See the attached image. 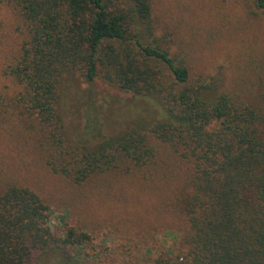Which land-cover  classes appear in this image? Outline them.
Segmentation results:
<instances>
[{"label": "trees", "instance_id": "trees-1", "mask_svg": "<svg viewBox=\"0 0 264 264\" xmlns=\"http://www.w3.org/2000/svg\"><path fill=\"white\" fill-rule=\"evenodd\" d=\"M14 1L22 39L7 74L20 86L16 102L38 126L50 172L80 184L124 159L145 164L150 136L169 143L191 166L180 204L185 252L177 263L155 264H264V89L251 99L206 96L210 86L192 82L185 66L144 36L152 29L148 0ZM68 71L133 96L154 95L162 117L131 120L119 132L85 115L78 136L67 137L58 85ZM87 241L70 228L55 236L35 192L2 186L0 264H35L52 247L71 264L64 250Z\"/></svg>", "mask_w": 264, "mask_h": 264}, {"label": "rangeland", "instance_id": "rangeland-1", "mask_svg": "<svg viewBox=\"0 0 264 264\" xmlns=\"http://www.w3.org/2000/svg\"><path fill=\"white\" fill-rule=\"evenodd\" d=\"M148 40L186 67L189 79L217 91L255 98L264 89V5L257 0H148ZM264 2V0H263ZM22 21L14 0H0V190L13 183L35 192L48 207L55 236L83 231L82 247L64 250L71 264H155L184 254L186 221L180 204L190 163L169 143L149 137L153 155L142 166L115 168L74 184L45 165L41 133L17 101L20 86L7 74L18 53ZM67 137L78 136L85 115L119 132L131 120L162 117L154 95L133 96L102 81L64 72L58 85ZM63 252V251H62ZM35 264H65L57 248Z\"/></svg>", "mask_w": 264, "mask_h": 264}]
</instances>
